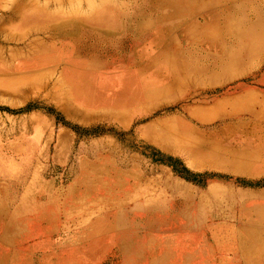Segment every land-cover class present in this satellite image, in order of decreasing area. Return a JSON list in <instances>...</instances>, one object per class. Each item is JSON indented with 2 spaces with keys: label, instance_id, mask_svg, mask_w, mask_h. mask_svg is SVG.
I'll list each match as a JSON object with an SVG mask.
<instances>
[{
  "label": "bare ground",
  "instance_id": "1",
  "mask_svg": "<svg viewBox=\"0 0 264 264\" xmlns=\"http://www.w3.org/2000/svg\"><path fill=\"white\" fill-rule=\"evenodd\" d=\"M7 1L11 7L0 8V84L16 91L55 93L57 107L69 117L83 113L89 118L118 121L119 116L139 108L141 101H147L143 113H148L199 86L243 79L264 68V0ZM206 113L195 117L199 128L174 118L149 124L143 129L144 135L198 168L248 175L264 168V134L252 127L256 123L264 125L263 96L238 97ZM192 114L188 110V115ZM232 122L237 129L224 126ZM4 159L6 156L0 153V160ZM12 170L0 165V176ZM242 195L238 192L229 199L239 203L236 199ZM157 202L133 203L146 212L142 225L156 223L159 214H164V205L151 204ZM180 205L171 207L179 217ZM1 207L0 264H37L34 249L12 240L14 233L20 235L23 227L17 221L25 213L15 201L0 202ZM241 214L245 234L236 235V239L247 243L255 237L264 252L263 232L250 231L255 225L264 229V205ZM172 221L177 220L172 216ZM192 225L185 221L191 232L195 229ZM102 229L107 234L110 228L107 225ZM96 232L63 239L51 248L45 246L48 256H64L53 257L50 262L83 264V259L78 260L80 250L67 255L61 246L89 237L100 243L99 238L105 234L96 237ZM111 246L100 245L94 249L97 254H87L104 263ZM121 246L123 254L131 250L125 243ZM248 249L246 255L252 251ZM21 254L26 258L18 261ZM117 257L114 260L119 261Z\"/></svg>",
  "mask_w": 264,
  "mask_h": 264
},
{
  "label": "rangeland",
  "instance_id": "2",
  "mask_svg": "<svg viewBox=\"0 0 264 264\" xmlns=\"http://www.w3.org/2000/svg\"><path fill=\"white\" fill-rule=\"evenodd\" d=\"M5 5L11 7L7 0H0V8ZM54 95L41 89L16 91L0 84V153L6 156L0 165L13 169L0 176V202L15 201L25 213L17 221L23 227L20 235L14 233L12 240L34 249L37 264H52L53 256L44 259L46 247L87 231L95 230L100 237L105 234L102 227L115 220L121 224L114 232L122 229L131 250L119 262L111 258L108 248L105 257L112 260L110 264H264L262 244L255 237L246 236V244L236 239L245 234L241 211L264 205V175L253 178L264 168L250 175L198 168L186 157L148 140L143 130L174 118L199 128L195 117L206 116L217 105L243 96L264 97V80L258 73L199 86L148 113H143L147 101H141L139 108L119 116L118 121L83 113L69 117L57 107ZM188 110L193 114L189 116ZM234 123L224 126L237 129ZM252 127L264 134V125ZM238 192L245 196L236 199L239 203L232 202L229 198ZM153 199L157 204L152 205H164L166 210L158 222L142 225L146 212L133 203ZM174 203H181L180 217L172 213ZM181 218L194 224L193 232ZM50 231L58 233L51 235ZM250 231H261L264 236V229L257 225ZM101 239L95 243L89 237L66 244L64 250L66 254L94 251V256L100 245H108V238ZM247 248L252 251L246 255ZM92 259L90 264H107ZM82 263L89 264L86 256Z\"/></svg>",
  "mask_w": 264,
  "mask_h": 264
},
{
  "label": "crops",
  "instance_id": "3",
  "mask_svg": "<svg viewBox=\"0 0 264 264\" xmlns=\"http://www.w3.org/2000/svg\"><path fill=\"white\" fill-rule=\"evenodd\" d=\"M262 69H264V68H262ZM261 69V70H262ZM261 70L260 71H258V72H256L255 74H257L258 73V76H260V79H263L264 80V75H261ZM246 77V76H245ZM261 175H264V172L262 173V174H259V175H257V176H253V178L254 177H260ZM249 178V177H248ZM117 218H119V217H117ZM120 221H118V220H115V221H112V222H110V224L108 225L109 226V230L107 231V234H105L104 235V237H107L108 239H109V241H108V244H112V246H111V251H112V253H116V254H118V255H115V253H114V255H115V257H114V255H112V259L114 260L117 256V259H119V261L121 262V261H123V249H122V247L123 246H121V245H123L124 243L125 244H127V242H125V240H128V238H126L127 236L123 233V231H121L122 229H118L119 230V232H117V231H115L114 232V229H116L117 228V226L119 225V224H121V223H119ZM109 233V234H108ZM117 233V234H116ZM122 233H123V235H122ZM111 234V235H110ZM106 238V239H107ZM98 241H102V239L100 238ZM61 246V245H60ZM66 246H69V245H66ZM64 247H65V245H62L61 246V249H64ZM120 248L122 249V250H120ZM119 250V251H118ZM73 252V251H72ZM71 252V253H72ZM79 254V259L78 260H80V259H83V258H85V256L87 257V261H88V263L90 264V262H91V259L89 258V253L88 254H83V253H78ZM22 255V254H21ZM67 255H69V254H67ZM23 256V255H22ZM21 256V257H22ZM121 256V257H120ZM47 257H50V256H46L44 259H48ZM53 257H64L63 255H61V256H58V255H55V256H53ZM52 257V258H53ZM66 257V256H65ZM51 258V257H50ZM49 258V259H50ZM51 258V259H52ZM107 259V257H105V261H106V263L107 264H110L111 263V259H108V260H106ZM104 261V262H105ZM96 262V261H95ZM77 264V263H76Z\"/></svg>",
  "mask_w": 264,
  "mask_h": 264
}]
</instances>
